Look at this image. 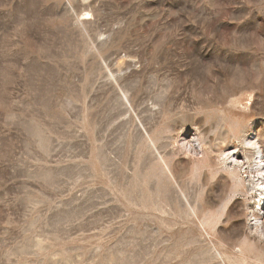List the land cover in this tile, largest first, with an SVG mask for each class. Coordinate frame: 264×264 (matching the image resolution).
<instances>
[{"label":"rangeland","instance_id":"obj_1","mask_svg":"<svg viewBox=\"0 0 264 264\" xmlns=\"http://www.w3.org/2000/svg\"><path fill=\"white\" fill-rule=\"evenodd\" d=\"M263 144L264 0H0V264H264Z\"/></svg>","mask_w":264,"mask_h":264},{"label":"bare ground","instance_id":"obj_2","mask_svg":"<svg viewBox=\"0 0 264 264\" xmlns=\"http://www.w3.org/2000/svg\"><path fill=\"white\" fill-rule=\"evenodd\" d=\"M201 129V128H200ZM205 130V129H204ZM208 130V129H207ZM241 131V130H240ZM245 131V130H244ZM221 132V131H220ZM256 132V131H255ZM225 133V132H224ZM242 134H243V132H242ZM247 139H244L243 140V142L246 144L247 142H248V144H246V146H245V148H243L244 149V151H246V154H249V156H244L245 157V159L246 160H248L249 161V159H253V158H255V149L252 147V146H249V144H251V139H254L257 135L254 133V131H247ZM215 135V134H214ZM213 135V136H214ZM220 135V134H219ZM230 135H231V133H230ZM216 136H218V135H216ZM241 136V135H240ZM240 136H239V138H240ZM246 136V135H245ZM258 136H260V135H258ZM208 137V136H207ZM231 137V136H230ZM204 138V137H203ZM202 138V139H203ZM217 138V137H216ZM225 138H227V137H225ZM224 138V139H225ZM257 138H259V137H257ZM201 139V138H200ZM206 139V138H205ZM208 139V138H207ZM206 139V140H207ZM219 139V138H218ZM260 139V138H259ZM258 139V140H259ZM196 140V139H195ZM237 140V139H236ZM192 142H193V140H191ZM237 141H239V140H237ZM263 141V140H262ZM201 142H202V140H201ZM260 143V142H259ZM262 143V142H261ZM173 144V143H172ZM224 144V143H223ZM238 144V143H237ZM258 144V143H257ZM187 145V144H186ZM241 145V144H240ZM264 145V144H263ZM177 146V145H176ZM201 146H203L204 147V145H201ZM200 146V147H201ZM208 146H210V145H208ZM208 146H206L207 148H208ZM212 146H213V144H212ZM219 146H220V144H219ZM228 146V145H227ZM254 146H256L255 144H254ZM193 147V146H192ZM206 147H204V148H206ZM216 147V146H215ZM223 147V146H222ZM237 147V146H236ZM258 147H259V145H258ZM175 148V147H174ZM196 148V147H195ZM199 148V147H198ZM226 148V147H225ZM259 148H261V146L259 147ZM262 148H264V146L262 147ZM261 148V149H262ZM235 149V148H234ZM191 150V149H190ZM193 150H195V149H193ZM192 150V151H193ZM199 150H200V148H199ZM201 150H202V148H201ZM208 150H210V153H212V151H211V149H208ZM208 150H207V152H208ZM178 151V150H177ZM204 151V150H203ZM216 151V150H215ZM217 151H218V149H217ZM216 151V152H217ZM222 151L223 150H221V153H222ZM173 152V151H172ZM218 153V152H217ZM220 153V152H219ZM226 152L224 151L223 152V155L225 154ZM229 153V152H228ZM213 154V153H212ZM212 154H210V156L212 155ZM217 155H221V154H217ZM217 155H215V156H217ZM206 156V155H205ZM209 156V155H208ZM214 156V157H215ZM222 156V155H221ZM220 156V157H221ZM243 156V154H242V152H241V150H238L237 148L235 149V151L234 152H231L230 154H229V159H228V157L226 156V159H228V162H229V160H233V162H235V164L238 166V168H240V169H242V170H246L245 172H243V173H245V175H247L248 176V178H250L251 176H250V171H249V169H251L252 168V166H250V167H247V164L248 163H242L241 162V157ZM222 157H224V156H222ZM216 158V157H215ZM225 158V157H224ZM206 159V158H205ZM217 159V158H216ZM257 159V158H256ZM218 160H220V159H218ZM222 160V159H221ZM217 161V160H216ZM225 160H223V162H224ZM242 161H244V160H242ZM247 161V162H248ZM218 163V165H219V162H216V164ZM231 163V162H230ZM252 163V162H251ZM258 163V165L257 166H260L259 164H261V166L260 167H262V166H264V159L262 158V160L261 161H259V162H257ZM221 165H223L222 163H220ZM225 164V163H224ZM259 168V167H258ZM159 169V168H158ZM167 169V168H166ZM218 169H219V166H218ZM239 169V170H240ZM255 169V168H254ZM168 171V170H167ZM254 171V170H253ZM160 172V171H159ZM204 172V171H203ZM213 172H215V171H212V173ZM242 173V172H241ZM241 173H240V175H241ZM256 173H259L260 174V176H258L259 177V180L257 179V183L258 184H260L259 185V189H257V190H259V191H261V189L262 188H264L263 187V185H264V167H262V169L261 170H259V172H256ZM194 174V173H193ZM205 174V173H204ZM235 174V173H234ZM233 174V175H234ZM237 174V173H236ZM151 175V174H150ZM244 175V176H245ZM252 175V174H251ZM172 176L173 177H175L174 176V174H172ZM250 176V177H249ZM223 177V176H222ZM222 177H220L221 179H222ZM226 177V176H225ZM169 178H170V176H169ZM207 178V177H206ZM206 178L204 177V179H205V181H206ZM254 178V177H253ZM159 179V178H158ZM171 179V178H170ZM173 179V178H172ZM251 179V178H250ZM208 180V179H207ZM253 181V180H252ZM262 181V182H261ZM173 182H174V180H173ZM261 182V183H260ZM164 184V183H163ZM169 185H170V183H169ZM185 185V184H184ZM183 186V185H182ZM238 186V185H237ZM258 186V185H257ZM164 187H167L168 188V186H166V185H164L163 186V189H164ZM170 187V186H169ZM181 187V186H180ZM186 187V186H185ZM262 187V188H261ZM158 188V187H157ZM156 188V189H157ZM178 188V187H177ZM183 188V187H182ZM255 188H257V187H255ZM184 190V189H183ZM161 192H162V190H161ZM167 192V191H166ZM158 193V192H157ZM174 193V192H173ZM180 194H181V192H179ZM158 194H160V193H158ZM155 195V194H154ZM163 195V194H162ZM182 195V194H181ZM175 196V195H174ZM178 196V195H177ZM163 197V196H162ZM182 197H183V195H182ZM262 202H261V204H263L264 205V190H262ZM159 198V197H158ZM161 198V197H160ZM174 198V197H173ZM154 199V198H153ZM177 200V199H176ZM184 200V199H183ZM148 201H150V200H148ZM151 202V201H150ZM153 202V201H152ZM176 202V201H175ZM187 202V201H186ZM186 202H185V204H186ZM149 203V202H148ZM177 203V202H176ZM151 204V203H150ZM178 204V203H177ZM191 204V203H190ZM152 205V204H151ZM189 205V204H188ZM177 206V205H176ZM149 207V206H148ZM178 207V206H177ZM196 207V206H195ZM146 208V207H145ZM189 208V207H188ZM172 209H174V208H172ZM180 209H181V206H180ZM191 209V208H190ZM185 210H187V209H185ZM184 210V211H185ZM179 212H181V211H179ZM178 212V213H179ZM183 212V211H182ZM186 212V211H185ZM261 212L264 214V209H260V208H258L256 211H255V213H257V214H261ZM254 214V213H253Z\"/></svg>","mask_w":264,"mask_h":264}]
</instances>
